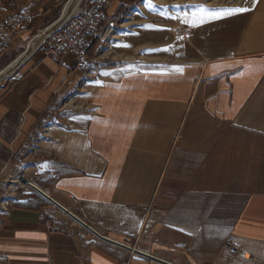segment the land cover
Segmentation results:
<instances>
[{"label":"crops","instance_id":"0c3cea01","mask_svg":"<svg viewBox=\"0 0 264 264\" xmlns=\"http://www.w3.org/2000/svg\"><path fill=\"white\" fill-rule=\"evenodd\" d=\"M67 1L27 0L19 11L35 16L32 31L0 54V201L8 193L9 205L0 264H162L75 229L17 176L166 263L264 264V0H216L247 9L218 19L245 16L235 53L182 71L101 68L112 31L87 71L72 55L55 63L39 50L13 67ZM133 1L112 0L108 17L119 23ZM53 221L59 232L49 234L43 224Z\"/></svg>","mask_w":264,"mask_h":264},{"label":"rangeland","instance_id":"374dc122","mask_svg":"<svg viewBox=\"0 0 264 264\" xmlns=\"http://www.w3.org/2000/svg\"><path fill=\"white\" fill-rule=\"evenodd\" d=\"M88 1L91 0H79L78 9L93 4ZM196 5L208 9L230 7L229 3L220 5L216 0H142L133 5L125 18L119 23L114 21L116 28L105 39L104 50L105 54H111L101 67L115 64V68L156 72L233 55L245 16L221 21L209 18L199 27L192 28L183 23L184 13L196 11L191 7ZM44 30L33 33L32 38ZM125 44L129 47L120 46ZM114 54L118 58H114ZM94 65L96 63L91 68ZM68 220L71 222L69 217ZM74 228L79 229L78 226Z\"/></svg>","mask_w":264,"mask_h":264},{"label":"built area","instance_id":"2783aa9c","mask_svg":"<svg viewBox=\"0 0 264 264\" xmlns=\"http://www.w3.org/2000/svg\"><path fill=\"white\" fill-rule=\"evenodd\" d=\"M111 3L112 0H97L95 3L73 12L56 28L48 27L45 29L47 35L40 42L37 50L43 51L45 56L55 63H60L65 55H72L76 58L77 66L81 71L89 70L95 63L89 53L97 39L105 38L106 32L116 28L115 22L108 17ZM5 11L6 15L0 16L1 55L6 54L20 36L32 31L36 19L29 9H22L17 13H11L7 9ZM34 38L30 40L29 44ZM21 179L22 176H17L14 180L17 186L23 185ZM7 197L8 193H4V198L0 201V211H8L9 205L5 200ZM40 220L44 221L45 216L41 215ZM72 222L74 221L71 219V226H78L80 232L86 231L76 222H74L76 225ZM59 226L58 221L43 224V228L49 234L58 233ZM225 247L231 253L237 252L236 241L233 237L227 240Z\"/></svg>","mask_w":264,"mask_h":264},{"label":"water","instance_id":"95a60500","mask_svg":"<svg viewBox=\"0 0 264 264\" xmlns=\"http://www.w3.org/2000/svg\"><path fill=\"white\" fill-rule=\"evenodd\" d=\"M70 2V0L67 2L64 10H63V13L61 15V17L59 18V20L57 22H55L53 25H51L50 27L53 29V28H56L58 25H60L62 22H64L65 20H67L69 18V16L72 14H69V16L67 17L65 15V12H66V7L68 5V3ZM28 52V51H27ZM2 76V75H1ZM0 76V78H1ZM21 183L25 186H28L30 188H32L34 191H36L39 195H41L43 198H45L46 200H48L55 208L61 210L64 214H66L70 219H72L74 222H76L78 225H80L83 229H85L86 231H88L90 234H92L94 237H96L98 240L102 241V242H105V243H108L110 245H113L115 247H118V248H121V249H124L128 252H131L135 255H139L141 257H144V258H147V259H150V260H153V261H156V262H159V263H162V264H169V263H166L164 261H161L151 255H148L146 253H143L137 249H134V248H131L129 246H126L124 244H121V243H118L116 241H113L103 235H101L99 232H97L95 229H93L92 227H90L89 225H87L84 221H82L79 217H77L75 214L69 212L67 209H65L64 207H62L59 203H57L56 201H54L52 198H50L46 193H44L41 189H39L38 187H36L35 185H33L30 181H28L27 179L23 178L21 179Z\"/></svg>","mask_w":264,"mask_h":264},{"label":"snow or ice","instance_id":"6c2138e0","mask_svg":"<svg viewBox=\"0 0 264 264\" xmlns=\"http://www.w3.org/2000/svg\"><path fill=\"white\" fill-rule=\"evenodd\" d=\"M179 7V6H177ZM195 9H197L196 11L193 12H186L184 13V19H183V23L187 24L189 27H199L201 24L207 22V19L209 18H214V19H220L223 18L225 16H231V15H236V14H240L242 12L247 11V9H236V8H232V9H208L205 8L203 6H191ZM172 18H178V17H172ZM179 39H182V37H179ZM123 47H129V45H120ZM164 51H167V49H164ZM176 71H182L181 68H176ZM99 83V82H97Z\"/></svg>","mask_w":264,"mask_h":264},{"label":"bare ground","instance_id":"6f19581e","mask_svg":"<svg viewBox=\"0 0 264 264\" xmlns=\"http://www.w3.org/2000/svg\"><path fill=\"white\" fill-rule=\"evenodd\" d=\"M78 2H79V0H70V2L68 3V6L66 7V12H65V15L67 17L69 16V14L77 11V9H78V7H77ZM46 35H47V32H45V30H44L43 32H41V34L39 36L35 37L31 41V43L29 44V50H28V52H26L25 54H23L21 56V58L14 65H12V66L13 67H16L17 65L20 64V62L25 61L32 53H34V51L38 49L40 42L45 38ZM4 74H5V72L2 74L0 80L2 78H4Z\"/></svg>","mask_w":264,"mask_h":264},{"label":"trees","instance_id":"16d2710c","mask_svg":"<svg viewBox=\"0 0 264 264\" xmlns=\"http://www.w3.org/2000/svg\"><path fill=\"white\" fill-rule=\"evenodd\" d=\"M142 0H134L133 3L131 4V7ZM27 3V0H0V6H8L13 12H18L21 7H24ZM115 64H104L101 68L105 69H112L115 68ZM63 173L64 174H71L74 171L67 169L63 167Z\"/></svg>","mask_w":264,"mask_h":264}]
</instances>
